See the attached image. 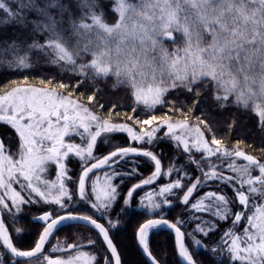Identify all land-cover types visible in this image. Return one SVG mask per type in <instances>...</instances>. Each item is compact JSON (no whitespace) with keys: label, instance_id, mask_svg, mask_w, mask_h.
<instances>
[{"label":"snow or ice","instance_id":"obj_1","mask_svg":"<svg viewBox=\"0 0 264 264\" xmlns=\"http://www.w3.org/2000/svg\"><path fill=\"white\" fill-rule=\"evenodd\" d=\"M0 264H264V0H0Z\"/></svg>","mask_w":264,"mask_h":264},{"label":"trees","instance_id":"obj_2","mask_svg":"<svg viewBox=\"0 0 264 264\" xmlns=\"http://www.w3.org/2000/svg\"><path fill=\"white\" fill-rule=\"evenodd\" d=\"M12 78L15 79L16 77H12ZM81 91H83V89H81ZM133 182H135V181H133ZM145 191H147V189H145ZM181 211H182V209H178V208L173 207L172 209L167 210V218L172 219L174 216H178ZM33 214H38V213L34 212ZM26 223H27V221H23V222H21V224H19L17 226L23 227ZM133 224H134V220L128 222L126 226L122 225L123 231H121L119 233L118 239L125 238L126 235H130ZM57 235H59L61 239L64 238V233H58ZM24 239L26 242H30L32 239V235L28 234V235L24 236ZM53 243H55V240H53ZM159 243L168 244V243H170V240L167 236H165L163 239L159 240Z\"/></svg>","mask_w":264,"mask_h":264}]
</instances>
